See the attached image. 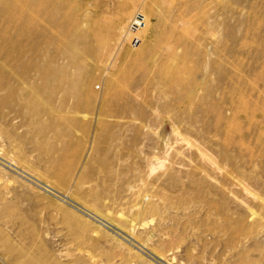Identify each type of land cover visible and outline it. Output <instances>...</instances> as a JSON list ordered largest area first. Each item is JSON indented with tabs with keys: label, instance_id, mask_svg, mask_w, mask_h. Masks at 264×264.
Segmentation results:
<instances>
[{
	"label": "rangeland",
	"instance_id": "rangeland-1",
	"mask_svg": "<svg viewBox=\"0 0 264 264\" xmlns=\"http://www.w3.org/2000/svg\"><path fill=\"white\" fill-rule=\"evenodd\" d=\"M0 264H264V0H0Z\"/></svg>",
	"mask_w": 264,
	"mask_h": 264
},
{
	"label": "built area",
	"instance_id": "built-area-1",
	"mask_svg": "<svg viewBox=\"0 0 264 264\" xmlns=\"http://www.w3.org/2000/svg\"><path fill=\"white\" fill-rule=\"evenodd\" d=\"M145 19L144 15L140 10H138L132 17L128 24V33L132 35L130 43L133 45H138L141 42V37L136 34L139 29L144 25Z\"/></svg>",
	"mask_w": 264,
	"mask_h": 264
},
{
	"label": "bare ground",
	"instance_id": "bare-ground-1",
	"mask_svg": "<svg viewBox=\"0 0 264 264\" xmlns=\"http://www.w3.org/2000/svg\"><path fill=\"white\" fill-rule=\"evenodd\" d=\"M132 19V18H131ZM124 29H125V27H123ZM127 29V34H129L128 33V28H126ZM121 33H123V32H121ZM120 34V33H119ZM129 35H131V34H129ZM121 36V35H120ZM123 36V35H122ZM120 38V37H119ZM119 40V39H118ZM105 46H107L106 45V43L104 42V41H102L101 43H100V49H102V51H103V48L105 47ZM105 50V49H104ZM113 52V51H112ZM107 59V58H106ZM114 78V77H113ZM43 184V186L45 187H47V188H49L50 190H52V191H54V192H57V193H61V192H58V191H56L53 187H51L49 184H47V183H42ZM67 187V186H66ZM77 187V186H76ZM79 189V188H78ZM74 190H76L77 191V189L75 188ZM75 191V192H76ZM79 192V191H78ZM65 198L67 197L66 195H64V194H62ZM82 196V195H81ZM81 198V197H80ZM69 199V198H68ZM69 201H72V200H70L69 199ZM93 218H95V219H97L101 224H103L104 222L106 223V221L103 219H100L98 216H95V217H93ZM104 223V224H105Z\"/></svg>",
	"mask_w": 264,
	"mask_h": 264
}]
</instances>
